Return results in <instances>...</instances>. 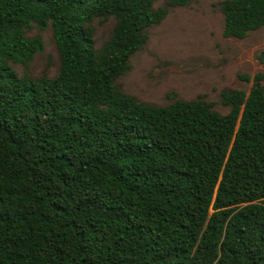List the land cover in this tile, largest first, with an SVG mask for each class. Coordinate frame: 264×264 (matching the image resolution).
Listing matches in <instances>:
<instances>
[{"label": "trees", "instance_id": "1", "mask_svg": "<svg viewBox=\"0 0 264 264\" xmlns=\"http://www.w3.org/2000/svg\"><path fill=\"white\" fill-rule=\"evenodd\" d=\"M0 0V264H264V75L219 114L115 87L146 30L191 0ZM223 34L264 26V0H224ZM114 15L94 48L91 22ZM50 23L53 78L19 75Z\"/></svg>", "mask_w": 264, "mask_h": 264}, {"label": "rangeland", "instance_id": "2", "mask_svg": "<svg viewBox=\"0 0 264 264\" xmlns=\"http://www.w3.org/2000/svg\"><path fill=\"white\" fill-rule=\"evenodd\" d=\"M222 1L191 0L169 7L165 18L146 30L145 43L130 57L126 72L115 80L116 89L155 106L201 97L219 114L228 113L231 105L223 102L221 94H247L252 76L264 75V26L243 38L225 36ZM153 6H167V0H155ZM116 22L114 15L93 19L95 49L100 50L111 38ZM24 33L40 37L42 49L26 65L12 63L13 68L31 78L57 76L60 57L50 23L40 27L31 22ZM244 74L251 79L244 80L240 76Z\"/></svg>", "mask_w": 264, "mask_h": 264}]
</instances>
